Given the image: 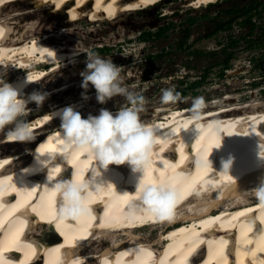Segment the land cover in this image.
<instances>
[{
    "label": "bare ground",
    "instance_id": "bare-ground-1",
    "mask_svg": "<svg viewBox=\"0 0 264 264\" xmlns=\"http://www.w3.org/2000/svg\"><path fill=\"white\" fill-rule=\"evenodd\" d=\"M163 1L0 0V73L6 71L4 79L20 87L22 95L27 97L35 92L33 87L37 83L83 55L77 51L83 47L79 48L71 38L78 31L70 29L72 25L88 22L87 19L91 20L90 24L101 19L114 21L121 14L148 9ZM219 1L224 0H187L188 6L195 9ZM14 5L13 12L4 13ZM38 9L48 10L46 18L54 25L45 29L42 20L35 17L41 14L36 13ZM15 20L27 24L21 26L14 23ZM17 27L21 30L17 31ZM46 65L49 67L40 68ZM27 77L30 83L26 84ZM67 89L68 85L41 92L48 93V98L52 99ZM90 97L86 93L75 101L50 103L45 113L28 118L34 135L48 130L45 137L35 139L38 143L34 152L28 149L13 155L0 152V264H9V261L12 264H65L70 256L85 258L73 260V264H264V208L254 197L242 195L264 178V162L258 156L259 146L264 149L263 107L247 106L244 112L232 117L229 113L232 111L234 115L237 110L222 107L204 110L202 123L219 121L221 126L219 132L203 131L199 137L187 108H157L152 118L143 121L156 128L161 138L153 148L146 183L170 181L182 195L176 205V219L168 220L171 227L160 233L154 243L153 239L134 233L142 226L151 227L144 225L148 220L153 225L165 220L149 215L129 219L125 215L133 197L121 195L134 193L137 180L127 165H110L103 173L102 179L113 187L90 198L91 217L58 221V195L42 188L47 183L49 168L37 169L36 151L54 157L50 167H61L51 171L52 180H70L73 171L78 174V180L90 176L95 160L79 152L64 161L61 122L59 118L46 116L68 106L74 107L82 118L87 119L90 114L98 116L101 108L91 107ZM35 107L34 103L28 105L31 112ZM117 109L109 111L115 114ZM55 126L54 132L51 129ZM2 144L11 147L17 143L5 136ZM195 157L211 163L197 169L192 163ZM229 158L233 161L230 172L222 173L221 161ZM26 169L31 170V174H27ZM176 222L183 225L175 226ZM164 224L161 231L167 223ZM117 233L127 236L123 237L125 241L105 239L108 235L114 239ZM14 255L18 256L17 260Z\"/></svg>",
    "mask_w": 264,
    "mask_h": 264
},
{
    "label": "rangeland",
    "instance_id": "rangeland-1",
    "mask_svg": "<svg viewBox=\"0 0 264 264\" xmlns=\"http://www.w3.org/2000/svg\"><path fill=\"white\" fill-rule=\"evenodd\" d=\"M188 4L187 0H164L155 4V6H150L148 9H138L139 11H129L121 14L117 19L110 22L101 19V21L95 20L94 24H90L91 20L87 19L88 22H80V24L77 23L70 27V29H78L77 33L71 38L76 40L75 44L79 45V48L83 47L84 52H93L94 48L101 47L108 49L98 55L105 59H111L114 64L121 67V75L125 77V84L130 87V90L141 93L147 101L145 111L140 113L142 121L152 118L157 108L178 107L179 109H190L192 101L196 97L204 98L207 105L204 110L219 109V107L237 110L234 115L232 111L229 113L231 117L244 112L247 106L253 108L254 104H259L264 108V34L261 31V28L264 27V0H224L197 9L189 7ZM250 7V13L254 14L252 21L255 23V28L250 35H248L250 32L249 25L240 24L244 16L236 18L230 30L209 35L214 29V23L226 21L231 17L229 13H243ZM15 8L14 5V7L5 10L4 13L6 11L13 12ZM36 13H41L35 17L42 20V26L45 29H48L50 25H54L46 18L49 13L48 10L38 9ZM35 17L33 15L32 18ZM190 19H193L192 24L189 23ZM18 21L20 20L13 22ZM25 22L21 21L18 24L24 26L27 24ZM20 25L18 26L21 27ZM12 26L16 27L17 24H12ZM19 27H17V31ZM160 27H167L163 36L159 38L152 37L144 42L139 40L143 32L155 33ZM229 36L232 39H239L236 46L227 49V51H233L230 68L223 71L222 76H219L221 66L212 67L204 83L198 89L193 90L200 95L187 94L174 105H162V89L175 86V89L181 90L182 87L178 86V80L183 79L188 83H192L204 73L205 68L224 58L221 49L224 46L226 48L229 44ZM183 39H185V42ZM181 41L185 44L179 49L178 44ZM250 46L253 47L250 48ZM197 51L201 53L196 54ZM213 51H217L215 55L209 54ZM162 52L164 54L160 57L147 58L150 55L154 57V55H159ZM85 61L86 57L83 54L76 62L61 67L54 75L43 82L37 83L33 87L35 92L50 91L52 88H61L67 85L69 89L57 93L52 99H46L42 107L37 108L36 106L33 108L34 111L31 112V116L26 117V119L45 113L50 103L63 100L75 101L86 93L91 96L90 98L93 101L91 107L93 108L95 106L107 110L118 108V111L121 107L128 106L123 96L114 97L107 103L100 104L97 102L95 89L91 85L87 90L81 87L82 77L80 73L85 70ZM48 67L46 65L40 68L46 69ZM8 68L11 69V66L8 65ZM20 71H15V73ZM132 85L136 86L135 89H131ZM57 126L51 130L55 132ZM47 131H45V134L44 131L37 132L39 135H34L36 141L45 137ZM6 132L7 129L0 132V152H4L5 155H13L22 150L28 149L29 152L36 150L38 142L36 143L35 140L26 144L17 143L11 147L3 146L2 142ZM180 157L182 158V155ZM213 212L215 213L216 210L213 209ZM164 223L167 224L163 226L161 231V226L165 225ZM176 223H179L180 226L183 225L180 222ZM170 227L169 221L165 220L151 227L142 226L137 228L134 235L144 239H153L156 243L159 238L158 235L164 233V230ZM109 236H106L105 239L108 238L107 240L112 241L119 238V243L127 238L121 233L120 235L117 233L114 239ZM203 250L205 253L208 252L207 248Z\"/></svg>",
    "mask_w": 264,
    "mask_h": 264
},
{
    "label": "clouds",
    "instance_id": "clouds-1",
    "mask_svg": "<svg viewBox=\"0 0 264 264\" xmlns=\"http://www.w3.org/2000/svg\"><path fill=\"white\" fill-rule=\"evenodd\" d=\"M86 57L85 70L80 73L81 87L85 90L91 85L96 92L97 102L105 104L114 97L123 96L128 106L121 107L115 114L107 109H101L98 116L91 114L87 119L72 106L60 109L56 113L48 114L52 118H59L63 160L68 161L75 153H87V158L94 159L95 165L90 170V176L78 180V174L73 171L70 180L51 179V171L61 167H50L54 158L36 151L35 163L39 170L49 168L47 183L42 187L48 193L57 194V218L60 222L76 221L83 216L91 217L92 208L88 206L91 197L113 187L102 179L110 165H127L131 173L137 176L135 192H125L121 196L133 197L129 201L125 215L134 219L140 215H149L158 220H172L175 216L176 205L182 199L180 189L170 181L146 183L145 177L151 165V154L157 141L161 139L158 131L152 125L140 119V113L145 111L146 99L141 94L125 84V77L121 75V67L111 59H105L93 52H84ZM6 71L0 73V132L5 131L10 142L31 143L35 140L32 124L26 117L31 110L30 103L37 108L43 106L48 98V93L33 92L27 97L22 95L20 87L10 84L4 79ZM30 83L29 77L25 82ZM135 85L131 89H135ZM162 105H174L181 101V94L175 86L161 90ZM87 98V97H85ZM203 97H196L189 109V120L192 122L198 137L203 131L219 132L220 122L211 121L202 123L203 112L206 107ZM259 159L264 162V149L259 146ZM209 161L200 157L192 160L195 168L208 166ZM211 163V162H210ZM232 159L221 161L222 173L229 174ZM212 166V164H211ZM27 174L31 170L26 169ZM83 175V174H80ZM183 175V173H178ZM24 190H28L25 188ZM199 195V193H197ZM254 197L257 204L264 208V178L259 184L242 193ZM84 257H68L65 264H73V260H84ZM9 261V260H8ZM9 264H12L9 261Z\"/></svg>",
    "mask_w": 264,
    "mask_h": 264
},
{
    "label": "trees",
    "instance_id": "trees-1",
    "mask_svg": "<svg viewBox=\"0 0 264 264\" xmlns=\"http://www.w3.org/2000/svg\"><path fill=\"white\" fill-rule=\"evenodd\" d=\"M251 11V7L248 8L246 11H244L243 13H229L231 15L230 18H228L226 21H218L214 26V29L212 32L209 33V35L215 34L217 32H225L227 30H230L232 27V23L234 22V20L236 18H238L239 16H244V19L240 22L241 25H249L250 27V32L248 33V35L251 34V32L254 30L255 28V23L252 21V16L254 15L253 13H250ZM232 12V11H231ZM193 19L189 20V23L192 24ZM167 30V27H160L155 33H150V32H143L140 37L139 40L141 41H148L150 40V38L155 37V38H159L161 36H163L165 34ZM187 31V29H186ZM262 34H264V27L261 28ZM187 33L185 34V39H186ZM263 36V35H262ZM185 39L184 42H185ZM229 44L226 46H224V48L221 49V53L224 54V58L216 63H213L212 65H210L209 67L205 68L204 73L198 77V79H195L192 83H188V81H184L183 79L178 80V86H181L182 89L181 90H177L175 89L177 92H179L181 94V98L186 96L187 94H191L193 96H198L200 95L197 91H193L194 89H198L202 83H204L205 79L207 78V74L208 72L211 70L212 67L215 66H221V70H220V74L219 76L223 75V71L227 70L230 68V60L233 57V51H227L228 47L233 48L234 46H236V44L238 43L239 39H232V37L229 36ZM183 41H181L178 44V48L181 49L184 46ZM251 42V41H249ZM260 43V42H259ZM253 46H250V48ZM255 47V46H254ZM105 50H108L106 47L104 48H94V53L99 54ZM217 51H213L212 53H209L211 55H215ZM201 52H196V54H200ZM162 54H164L163 52L160 53L159 55H154V57H152V55L148 56V59H152V58H157L160 57ZM264 58V57H263ZM264 60V59H263Z\"/></svg>",
    "mask_w": 264,
    "mask_h": 264
}]
</instances>
